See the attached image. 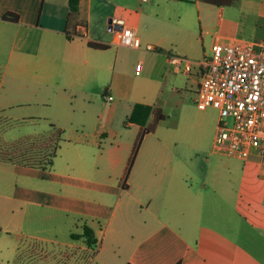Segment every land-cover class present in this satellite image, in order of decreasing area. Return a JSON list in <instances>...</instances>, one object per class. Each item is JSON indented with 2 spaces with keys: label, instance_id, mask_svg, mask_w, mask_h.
Returning a JSON list of instances; mask_svg holds the SVG:
<instances>
[{
  "label": "crops",
  "instance_id": "0c3cea01",
  "mask_svg": "<svg viewBox=\"0 0 264 264\" xmlns=\"http://www.w3.org/2000/svg\"><path fill=\"white\" fill-rule=\"evenodd\" d=\"M178 4L194 5L197 16L181 15ZM9 13L18 22L4 20ZM69 15V0H0V120L62 107L69 94L76 118L100 126L92 137L64 141L48 172L0 162V205L10 206L0 208V252L15 257L6 264L22 263L23 250L41 255L45 244L58 254L53 263L77 264L90 253L79 264H264V157L244 162L214 152L217 109L196 106L166 129L159 104L171 56L201 62L217 42H261L264 0H80L69 29L82 36L67 35ZM112 25L141 41L133 51L142 72L132 74L141 91L129 87L130 62L112 45ZM183 76L198 88L199 69ZM102 90L110 104L119 101L108 106ZM137 104L153 110L133 158L142 127L128 118ZM118 110L127 119L120 139ZM36 175L51 185L19 187Z\"/></svg>",
  "mask_w": 264,
  "mask_h": 264
},
{
  "label": "built area",
  "instance_id": "2783aa9c",
  "mask_svg": "<svg viewBox=\"0 0 264 264\" xmlns=\"http://www.w3.org/2000/svg\"><path fill=\"white\" fill-rule=\"evenodd\" d=\"M112 30L113 46L141 48L133 29L112 25ZM170 66L186 76L199 69L195 103L200 110L219 111L213 149L216 154L244 162L253 156L264 157V39L217 42L209 58L194 62L171 56ZM141 72L140 64L136 73ZM107 100L112 102L113 97L108 95Z\"/></svg>",
  "mask_w": 264,
  "mask_h": 264
},
{
  "label": "rangeland",
  "instance_id": "374dc122",
  "mask_svg": "<svg viewBox=\"0 0 264 264\" xmlns=\"http://www.w3.org/2000/svg\"><path fill=\"white\" fill-rule=\"evenodd\" d=\"M168 6L172 7V3L174 2L167 1L166 2ZM179 12L181 15L185 13H193L197 16V11L194 5L191 4H178ZM195 16V17H196ZM176 17V16H175ZM175 22L178 20L176 17V20L173 19ZM206 30L211 31V25H207L205 27ZM212 34H216L215 31H211ZM142 49H145L144 45H142ZM126 57L129 59V65L127 68V74L129 79V87H132V89H135L136 91H141L145 85L140 86L137 81H135L133 77V71L136 70L138 64L136 66L137 60L139 61L141 58L139 54H136L137 52L133 50H129L128 48L122 47L120 49ZM190 59V57H189ZM191 60V59H190ZM142 65V64H141ZM143 66V65H142ZM173 71V70H172ZM196 69H194L193 72H195ZM170 77L168 78L167 85L164 86V91L162 95V101L159 103L160 107L163 108L162 115L164 116L161 120V126L164 128H175L179 118L185 113V111L194 112V108L197 109V105L195 103L196 93L197 92V86L194 84H191L186 78H184L183 75L179 74L176 75L174 72H171ZM114 76V67L113 63L110 64V74H109V80L112 81ZM171 81H173L171 83ZM176 86L175 91H173V87ZM87 90H90V92L93 93V91L98 90L97 86H91ZM42 97H46L47 90L41 89ZM49 94V93H48ZM114 96V95H113ZM95 99H97V95L92 96ZM108 94L102 90L100 92V99L103 101H107ZM78 98H81L78 96ZM73 96H70L68 94L67 100L64 103L62 107H55L53 105L52 107H47L41 109L42 113H39L38 115H35V113H31V115H28L27 117H24V119H21L20 121H10V120H0V143L9 144L13 143L19 140L27 139V138H35L36 136L44 135L48 133L51 130V125H55L57 128L64 131L63 139L65 142H68L70 140H73L76 136L83 135L92 137L95 130L99 129V125L93 124H85L83 121H80L76 118L74 111L75 107H73ZM114 103L110 104V102L107 101L108 106L114 105L119 100L117 97L114 96ZM32 107H36V104L31 105ZM27 106V107H31ZM42 105L40 104V108ZM25 108V107H22ZM28 109V108H26ZM32 109V108H30ZM196 111V110H195ZM216 110H211L210 112V118L217 116ZM108 116V114H105V117ZM127 119L124 117V114L122 110H118L117 115L115 117V123L113 125V136L116 139H120L119 133H125V122ZM128 135V134H127ZM105 137L102 139V142H108L104 141ZM110 143H113L114 141H109ZM109 145V144H108ZM0 146H2L0 144ZM64 157L61 155V158ZM60 158V159H61ZM50 171V170H48ZM47 171V172H48ZM25 182H28L26 184L19 183V187L21 186H27L28 188H40V186L45 185H51L50 182L43 181L42 177H39V175H36L34 177H27L25 178ZM7 207L10 208V206H5V204H1L0 208ZM12 207V206H11ZM1 222V221H0ZM0 224V233L3 227L6 223L1 222ZM50 247L46 246V244L40 248L42 251L41 255H33L31 251L23 250L19 257L17 258L18 262H21L20 264H37V262H42V264H69L68 258L66 260H57L56 263H53V260H55L58 257V254L56 250L53 249V245L49 244ZM84 254L81 253V258L78 257L77 264L81 263L84 260ZM90 256V253H88ZM85 254V255H88ZM14 254H8L6 251L0 252V263L6 264L8 261L11 260L13 262ZM80 258V259H79ZM81 261V262H80Z\"/></svg>",
  "mask_w": 264,
  "mask_h": 264
},
{
  "label": "trees",
  "instance_id": "16d2710c",
  "mask_svg": "<svg viewBox=\"0 0 264 264\" xmlns=\"http://www.w3.org/2000/svg\"><path fill=\"white\" fill-rule=\"evenodd\" d=\"M70 15L67 19L66 32L68 36H82V34L70 32V25L75 19H78V13L80 8V0H69ZM6 21L18 22V17L14 14H6L3 17ZM89 46L96 50H106L108 46L89 43ZM153 108L137 104L134 106L131 115L128 118V122L137 124L142 127V132L135 144L133 151V158L137 153L143 138L147 135V123L152 113ZM64 131L57 128L55 125H51V130L35 138H27L19 140L13 143L4 144L0 143V162L8 163L28 169L48 171L54 166L55 159L63 139ZM89 233V231H86ZM88 238L90 235L88 234ZM94 241L91 239L88 243L92 245Z\"/></svg>",
  "mask_w": 264,
  "mask_h": 264
}]
</instances>
